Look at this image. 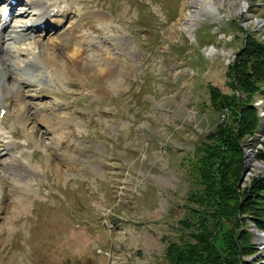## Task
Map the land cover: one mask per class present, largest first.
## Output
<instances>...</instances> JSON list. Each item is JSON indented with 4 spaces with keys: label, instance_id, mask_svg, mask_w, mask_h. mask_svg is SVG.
<instances>
[{
    "label": "rangeland",
    "instance_id": "1",
    "mask_svg": "<svg viewBox=\"0 0 264 264\" xmlns=\"http://www.w3.org/2000/svg\"><path fill=\"white\" fill-rule=\"evenodd\" d=\"M192 1L25 0L13 9L6 28L24 37L0 51V264H169V243L194 239L204 216L195 165L233 119L214 111L210 87L232 92L243 28L264 40V1L241 13V0H216L189 34L180 20ZM37 11L66 16L38 33L27 26L41 21ZM254 105L262 119L264 91ZM243 145L245 189L264 177L254 167L264 165V118ZM245 222L258 253L242 262L264 264V233Z\"/></svg>",
    "mask_w": 264,
    "mask_h": 264
},
{
    "label": "trees",
    "instance_id": "2",
    "mask_svg": "<svg viewBox=\"0 0 264 264\" xmlns=\"http://www.w3.org/2000/svg\"><path fill=\"white\" fill-rule=\"evenodd\" d=\"M243 31L247 34L245 43L228 67L232 92L210 87L214 111L231 113L233 119L208 137L195 165L203 188L192 196L204 216L197 215L200 228L192 234L193 240L169 243V264H243V256L258 253L251 234L242 228L248 226L245 220L249 219L253 228L264 233V177L256 178L245 189L237 184L245 168L243 139L258 131L262 122L254 99L264 91V40L251 28ZM233 226L239 227L237 233L232 232Z\"/></svg>",
    "mask_w": 264,
    "mask_h": 264
},
{
    "label": "bare ground",
    "instance_id": "3",
    "mask_svg": "<svg viewBox=\"0 0 264 264\" xmlns=\"http://www.w3.org/2000/svg\"><path fill=\"white\" fill-rule=\"evenodd\" d=\"M8 2H10V0H8ZM247 3H248V0H241V4H242L241 13H243L244 10L247 8ZM190 5L192 6L193 10L191 12L189 11L190 13H188V15H183L182 18H181V20H180V22L182 23V28L185 31H187L189 34H191L193 32V29H194V27H195V25H196L197 22L203 20L204 17L209 16V15L214 14L215 12H217L218 3H217L216 0H193L190 3ZM15 6L16 5H11L12 10L15 8ZM44 6L45 5H43V4H40V3L37 4L35 2L34 5H33V8L39 7L38 9L41 8V10H45ZM26 7H28L27 4L25 5L24 10H26V12L28 13V9L29 8L26 9ZM32 10H34V9H32ZM35 10H37V9H35ZM46 11H48V10H46ZM29 12H31V11H29ZM0 13H1V10H0ZM34 15H35L36 18H37V15H39V18L41 19V21L38 22V24H36L35 21H33V23H31V24H33L32 25L33 26V29H37L39 31L38 33L47 32L48 29L52 27V25L57 24L59 26L62 23V17L64 18L66 16L65 14H63V15L60 14V16L59 15H56V14H54V15H48V13L42 14L41 12H38V11L36 13H34ZM0 22H1L0 23V26H2V27H0V28H2V31L0 29V43L3 42L4 39L8 38L9 36L10 37L13 36V39L11 38L12 40H14V38H17L18 39L19 37H24V35L22 33H18V32L14 31V30L8 31L9 28L8 27L6 28V26H7L6 24L7 23L6 24L4 23L5 24L4 25L2 23V21H0ZM42 24L45 25L44 28H42V26H41ZM3 29L6 30L5 33H4V30ZM28 29L31 30V28H28ZM9 32H10V35L7 34ZM1 47H2V45H1ZM1 47H0V50H1ZM78 47H79L78 50H76L77 47L75 48L74 53L72 54L73 56H76V55L81 54L80 48H83V47L81 45L78 46ZM213 53H215V50L214 49L210 52V54H213ZM250 159H252V158L250 157ZM254 167H257V168L262 167V168H264V165L262 166V164H257L256 163ZM249 175L247 173V176H249Z\"/></svg>",
    "mask_w": 264,
    "mask_h": 264
},
{
    "label": "built area",
    "instance_id": "4",
    "mask_svg": "<svg viewBox=\"0 0 264 264\" xmlns=\"http://www.w3.org/2000/svg\"><path fill=\"white\" fill-rule=\"evenodd\" d=\"M262 119L264 118V113L261 115Z\"/></svg>",
    "mask_w": 264,
    "mask_h": 264
},
{
    "label": "water",
    "instance_id": "5",
    "mask_svg": "<svg viewBox=\"0 0 264 264\" xmlns=\"http://www.w3.org/2000/svg\"><path fill=\"white\" fill-rule=\"evenodd\" d=\"M245 176H246V174H244V176H243V178H242V181H243V179H244Z\"/></svg>",
    "mask_w": 264,
    "mask_h": 264
}]
</instances>
